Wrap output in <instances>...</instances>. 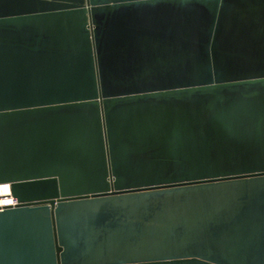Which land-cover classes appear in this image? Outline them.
<instances>
[{
  "label": "water",
  "instance_id": "1",
  "mask_svg": "<svg viewBox=\"0 0 264 264\" xmlns=\"http://www.w3.org/2000/svg\"><path fill=\"white\" fill-rule=\"evenodd\" d=\"M0 264H264V0H0Z\"/></svg>",
  "mask_w": 264,
  "mask_h": 264
},
{
  "label": "bare ground",
  "instance_id": "2",
  "mask_svg": "<svg viewBox=\"0 0 264 264\" xmlns=\"http://www.w3.org/2000/svg\"><path fill=\"white\" fill-rule=\"evenodd\" d=\"M10 204V190L7 184H0V207Z\"/></svg>",
  "mask_w": 264,
  "mask_h": 264
},
{
  "label": "built area",
  "instance_id": "3",
  "mask_svg": "<svg viewBox=\"0 0 264 264\" xmlns=\"http://www.w3.org/2000/svg\"><path fill=\"white\" fill-rule=\"evenodd\" d=\"M16 203V200L11 197L10 195V204L9 205H14Z\"/></svg>",
  "mask_w": 264,
  "mask_h": 264
}]
</instances>
